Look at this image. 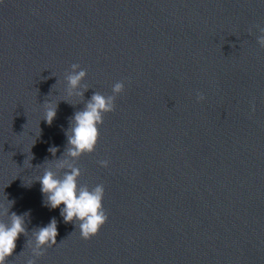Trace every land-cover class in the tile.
Wrapping results in <instances>:
<instances>
[{"label":"water","instance_id":"95a60500","mask_svg":"<svg viewBox=\"0 0 264 264\" xmlns=\"http://www.w3.org/2000/svg\"><path fill=\"white\" fill-rule=\"evenodd\" d=\"M261 28L264 0H3L0 204L30 212L8 264H264ZM72 64L83 97L67 94ZM118 81L95 151L76 162L79 184L105 187L108 220L85 240L35 179L63 157L74 113ZM52 218L57 245L36 257Z\"/></svg>","mask_w":264,"mask_h":264},{"label":"clouds","instance_id":"9594fccd","mask_svg":"<svg viewBox=\"0 0 264 264\" xmlns=\"http://www.w3.org/2000/svg\"><path fill=\"white\" fill-rule=\"evenodd\" d=\"M259 32L257 43L261 48H264V28L259 29ZM86 75V71L81 69L80 65H71V71L66 76L68 96L83 97L84 91L80 89L87 90V86L82 85ZM124 90V82L118 81L112 86V95L106 96L94 92L83 110L74 113L70 120V127L65 130L67 147L63 157L46 162L47 167L43 174L35 179L41 185L42 205L51 210L59 209L63 221L73 223L79 230L81 238L85 240L95 236L108 220V215L103 207L105 187L103 184H97L94 187L79 184L81 169L77 167L76 162L83 155L95 151L103 117L105 114L115 111L116 98ZM197 98L200 101L204 100V96L200 94ZM43 106V120L51 125L57 115L58 104L46 101ZM58 150L57 147L49 148L53 157ZM99 164L107 168L109 161L101 160ZM13 203L8 201L6 207L0 204V264H8V258L13 255L17 247V240L27 232L25 217L29 216L30 212L19 215L15 212L9 214ZM2 217H8V221L5 222ZM34 235L33 255L39 257L44 255L47 248L57 245L56 219L52 218L47 225L39 227ZM26 264H36V259H28Z\"/></svg>","mask_w":264,"mask_h":264},{"label":"snow or ice","instance_id":"6c2138e0","mask_svg":"<svg viewBox=\"0 0 264 264\" xmlns=\"http://www.w3.org/2000/svg\"><path fill=\"white\" fill-rule=\"evenodd\" d=\"M3 2V0H0V3H2Z\"/></svg>","mask_w":264,"mask_h":264}]
</instances>
